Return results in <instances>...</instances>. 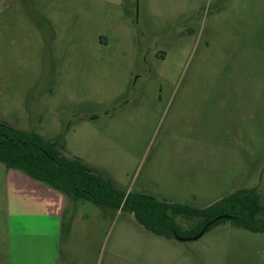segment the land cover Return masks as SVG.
I'll return each instance as SVG.
<instances>
[{
  "label": "rangeland",
  "instance_id": "1",
  "mask_svg": "<svg viewBox=\"0 0 264 264\" xmlns=\"http://www.w3.org/2000/svg\"><path fill=\"white\" fill-rule=\"evenodd\" d=\"M0 122L125 192L204 209L257 188L264 205V0H0ZM98 209L97 264H264V233L232 221L194 239L178 218L189 237L166 240Z\"/></svg>",
  "mask_w": 264,
  "mask_h": 264
},
{
  "label": "trees",
  "instance_id": "2",
  "mask_svg": "<svg viewBox=\"0 0 264 264\" xmlns=\"http://www.w3.org/2000/svg\"><path fill=\"white\" fill-rule=\"evenodd\" d=\"M65 144L60 138L46 140L38 133L0 122V163L7 169L19 171L74 200L115 212H129L145 230L159 238L189 237L178 224V218L195 223V236L209 223L205 233L225 221L253 233H264V205L257 188L236 191L204 209L167 203L118 189L80 159L64 156Z\"/></svg>",
  "mask_w": 264,
  "mask_h": 264
},
{
  "label": "crops",
  "instance_id": "3",
  "mask_svg": "<svg viewBox=\"0 0 264 264\" xmlns=\"http://www.w3.org/2000/svg\"><path fill=\"white\" fill-rule=\"evenodd\" d=\"M8 171L13 236L7 249H0V264H97L100 207Z\"/></svg>",
  "mask_w": 264,
  "mask_h": 264
},
{
  "label": "water",
  "instance_id": "4",
  "mask_svg": "<svg viewBox=\"0 0 264 264\" xmlns=\"http://www.w3.org/2000/svg\"><path fill=\"white\" fill-rule=\"evenodd\" d=\"M225 217H227V216H225ZM220 218H223V217H220ZM220 218H219V219H220ZM210 224H211V223H209L199 235H197L196 237H194V239H198V238H200L202 235H204V233H205L207 227L210 226ZM179 239H180L181 241H185V240H187V239H185V238H179Z\"/></svg>",
  "mask_w": 264,
  "mask_h": 264
}]
</instances>
